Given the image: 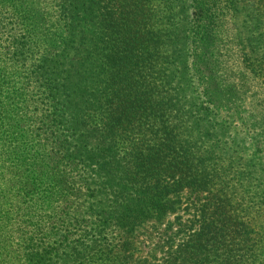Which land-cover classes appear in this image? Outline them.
<instances>
[{
  "label": "trees",
  "instance_id": "obj_1",
  "mask_svg": "<svg viewBox=\"0 0 264 264\" xmlns=\"http://www.w3.org/2000/svg\"><path fill=\"white\" fill-rule=\"evenodd\" d=\"M256 3L261 22L264 0ZM241 4L0 0V227L13 234L9 240L24 248L29 263L112 264L117 250L133 249L138 227L174 211L171 195L186 188L212 193L217 171L177 131L190 121L213 136L220 128L214 120L239 108L222 73L231 71L228 63L235 66L234 47L245 44L236 29ZM244 54L245 65L250 57ZM172 55L179 72L174 98L167 81L160 85L163 68L156 71ZM82 57L91 66L83 78ZM171 108L177 119L169 125ZM83 110L92 113L91 124L97 115V124L89 126ZM253 129V139L264 138V125ZM117 152L121 179L110 168ZM96 170L106 183L94 180ZM108 189L111 204L100 198ZM217 191L203 206L187 250L191 264L217 261L226 231L242 232L248 245L250 225ZM110 225L120 240L109 249ZM257 248L250 249L253 264L264 255Z\"/></svg>",
  "mask_w": 264,
  "mask_h": 264
},
{
  "label": "rangeland",
  "instance_id": "obj_2",
  "mask_svg": "<svg viewBox=\"0 0 264 264\" xmlns=\"http://www.w3.org/2000/svg\"><path fill=\"white\" fill-rule=\"evenodd\" d=\"M241 8L243 11L238 16L236 29L244 38L245 44L244 47L240 46L242 50L234 47L235 66L228 63L227 65L232 66L231 71L226 70L222 73L224 84L231 85L234 91H237L235 106L239 108L235 114L226 111L214 120L220 128H217V132L212 131L215 134L213 136H206L202 130L190 124V121L183 122L185 128L180 132L177 131L182 142L185 143L187 139H190L198 157L209 159L207 167H211L210 172L217 171L218 176L215 177L218 183L212 186V193L209 192L210 189L206 192H196L186 188L171 195V201L176 202L174 211L168 213L160 222L147 223L143 227H138L133 236V249L117 250L113 253L115 260L112 264H191L187 250L190 249L193 239L200 230L203 206L220 188L227 198L235 203L239 221L250 225L246 231V233L249 232V242L247 246L243 244L242 232L226 231L218 260L214 261V257L204 260L201 257L203 264H253L254 253L250 249L258 246L260 248H257V254L264 253V138L253 139L255 131L253 125L255 123L261 127L264 125V9L260 22L256 17L260 9L256 0H242ZM248 14H251L253 18L248 17ZM259 27L261 28L258 30ZM244 53L250 57L245 65ZM87 61V58H80L81 70L79 71L82 78L91 69ZM167 63L169 64L164 66L160 61L156 71L163 68L160 85L163 81H167L165 91L174 98L177 79L173 76L178 75V66L173 55L169 56ZM248 64L259 72L253 73L250 68H247ZM151 81L153 80L149 79L147 83L152 84ZM187 110L188 108L185 109ZM169 111L172 113L168 116L166 123L171 125L177 119V111L176 108H171ZM91 114V112L88 114L86 110L80 111L81 117H85V122L92 127L97 124L99 117L93 114L92 119L95 121L91 124L88 120ZM180 115L183 118L181 113ZM234 142L235 146L232 144ZM257 150L260 151L257 152ZM116 155L118 157L112 165L110 155V168L115 166L116 177L121 179L125 169L123 163L119 161L120 153L117 152ZM94 175L96 176L94 180L98 184L106 183L109 179L105 177V173L97 170ZM105 192H109L108 196L100 198L105 201L110 200L111 204L110 189ZM115 230L116 227L110 225L107 234L110 241L109 249L114 248L120 240ZM11 235L13 234L7 233L5 228L0 227V264H31L25 258L24 248L18 250L13 246L14 242L9 240ZM259 240L261 242L258 245ZM259 249L262 251L258 252ZM101 255L102 253H96L99 263L103 262ZM92 263L96 261L92 260ZM258 263L264 264V255L256 262Z\"/></svg>",
  "mask_w": 264,
  "mask_h": 264
}]
</instances>
